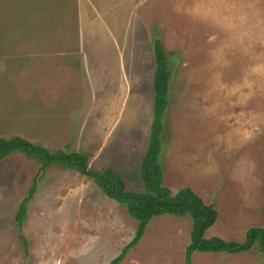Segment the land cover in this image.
Returning <instances> with one entry per match:
<instances>
[{
	"label": "rangeland",
	"instance_id": "obj_1",
	"mask_svg": "<svg viewBox=\"0 0 264 264\" xmlns=\"http://www.w3.org/2000/svg\"><path fill=\"white\" fill-rule=\"evenodd\" d=\"M132 4L140 21L111 51L115 36L82 22L78 1L0 0V137L84 153L92 169L113 168L142 192L160 38L172 71L164 185L174 194L189 187L214 206L206 238L243 242L264 227V0ZM112 53L117 77L108 69L101 79ZM137 224L76 171L42 169L20 153L0 159V264H108ZM192 229L190 218L155 217L121 264H187ZM192 264H264V254L196 252Z\"/></svg>",
	"mask_w": 264,
	"mask_h": 264
},
{
	"label": "trees",
	"instance_id": "obj_2",
	"mask_svg": "<svg viewBox=\"0 0 264 264\" xmlns=\"http://www.w3.org/2000/svg\"><path fill=\"white\" fill-rule=\"evenodd\" d=\"M154 56L156 61L155 99L148 147L141 163L142 192L128 190L125 180L113 168L92 169L89 165V157L84 153L63 150L52 152L41 144L30 142L19 136L0 137V159L4 160L14 153H20L29 159L36 160L41 164L42 169L56 166L76 171L92 180L109 199L124 206L138 223L136 233L120 254L108 264H121L129 251L139 245L152 219L164 215L190 218L193 222L191 241L186 249L187 264H192V257L196 252L237 255L258 249L264 254V227L250 228L243 242L227 241L220 237L206 238L207 230L214 226L218 219V212L214 206L206 204L189 187L174 194L164 185V170L160 157L163 145V120L170 106L169 90L172 71L169 56L160 38H156L154 42ZM36 188L37 183L34 182L28 196L19 207L16 215L18 227H22L27 218L28 204Z\"/></svg>",
	"mask_w": 264,
	"mask_h": 264
},
{
	"label": "crops",
	"instance_id": "obj_3",
	"mask_svg": "<svg viewBox=\"0 0 264 264\" xmlns=\"http://www.w3.org/2000/svg\"><path fill=\"white\" fill-rule=\"evenodd\" d=\"M79 2V9H81L82 14V22H86L85 24L88 26L103 28V33H111L115 36V41L112 42L114 45L111 47V51L120 49L117 42V34H125L132 33L133 26L135 24L133 21L138 19L140 21V16L133 12V9L137 11L138 6H133V2L142 3L149 0H77ZM75 0V2L77 3ZM220 0H217L219 4ZM243 4V3H242ZM242 14V9L238 12L237 15ZM236 15V16H237ZM62 16V14H61ZM146 25H143L145 32L147 29ZM214 28V27H212ZM137 31V30H135ZM231 31V30H230ZM139 32V31H138ZM111 36V35H110ZM94 40H99V37L96 38L94 35ZM94 47L99 48L98 46L92 44ZM109 59V64L106 66H101L100 75H102L101 79H104L108 74V69L111 70L113 76L117 77V64L118 61L112 55L107 56ZM113 68H112V67ZM105 89H109L108 86H105Z\"/></svg>",
	"mask_w": 264,
	"mask_h": 264
}]
</instances>
